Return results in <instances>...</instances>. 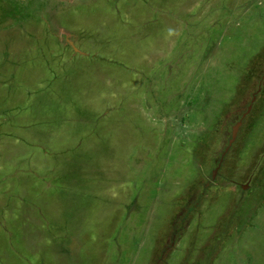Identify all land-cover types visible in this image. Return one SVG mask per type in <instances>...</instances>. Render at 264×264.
I'll use <instances>...</instances> for the list:
<instances>
[{
    "label": "rangeland",
    "instance_id": "374dc122",
    "mask_svg": "<svg viewBox=\"0 0 264 264\" xmlns=\"http://www.w3.org/2000/svg\"><path fill=\"white\" fill-rule=\"evenodd\" d=\"M0 264H264V0H0Z\"/></svg>",
    "mask_w": 264,
    "mask_h": 264
},
{
    "label": "flooded vegetation",
    "instance_id": "af4514ba",
    "mask_svg": "<svg viewBox=\"0 0 264 264\" xmlns=\"http://www.w3.org/2000/svg\"><path fill=\"white\" fill-rule=\"evenodd\" d=\"M241 123V122H240ZM224 159V158H223ZM225 161V160H224ZM222 164H223V160H222V162L221 163H219V166H222ZM215 175V174H214ZM207 185H209V183L207 184ZM174 238V237H173Z\"/></svg>",
    "mask_w": 264,
    "mask_h": 264
},
{
    "label": "water",
    "instance_id": "95a60500",
    "mask_svg": "<svg viewBox=\"0 0 264 264\" xmlns=\"http://www.w3.org/2000/svg\"><path fill=\"white\" fill-rule=\"evenodd\" d=\"M236 133H234V135H235Z\"/></svg>",
    "mask_w": 264,
    "mask_h": 264
}]
</instances>
